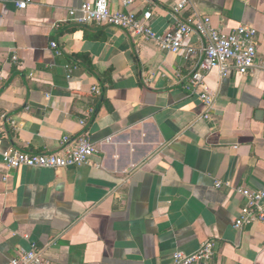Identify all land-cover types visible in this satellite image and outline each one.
<instances>
[{"label": "crops", "instance_id": "obj_1", "mask_svg": "<svg viewBox=\"0 0 264 264\" xmlns=\"http://www.w3.org/2000/svg\"><path fill=\"white\" fill-rule=\"evenodd\" d=\"M20 1L0 0V116L18 123L0 126V264L32 243L48 264H174L175 252L208 240L215 256L202 264H264V224L235 228L246 204L237 188L264 191V71L214 68L208 112L189 86L203 58L196 35L197 55L186 57L70 21L95 0H33L25 10ZM178 1L141 6L157 33L173 25ZM110 7L122 10L119 0ZM193 11L228 32L254 27L264 59V0H192L178 18ZM85 135L98 150L92 165L9 169L2 159L54 154L64 137Z\"/></svg>", "mask_w": 264, "mask_h": 264}, {"label": "built area", "instance_id": "obj_2", "mask_svg": "<svg viewBox=\"0 0 264 264\" xmlns=\"http://www.w3.org/2000/svg\"><path fill=\"white\" fill-rule=\"evenodd\" d=\"M155 1L174 2L176 0H119L122 10H112L111 0H95L84 3L79 8L70 10V21L84 25L98 24L117 27L130 32L135 39L156 42L163 51L175 54L183 53L186 57H195L197 49L188 44L192 35H196L202 46L203 58L197 70L190 76L189 86L194 90L199 100L210 110L214 109L215 98L210 93L206 77L214 69H220L224 76L235 71L241 75L253 74L256 69L264 71V59L258 58L256 47L257 30L249 25H240L232 31H225L213 26L211 18L197 11L190 13L185 20L178 18L180 14L192 7V0H179L171 5L174 23L165 32L157 33L152 27L153 12L143 10L141 6L154 4ZM33 0L17 2L19 9H27ZM140 11L142 13L140 14ZM1 25V17H0ZM51 47L57 55L61 52L56 42ZM16 59V58H15ZM94 92H99L96 87ZM205 118L210 119L209 113ZM10 123L17 127L18 123L7 115L0 116V126ZM98 154L89 135L78 139L66 136L61 142V148L54 154H29L17 150L2 152V159L9 169L21 167L40 169H70L82 165H92L93 158ZM217 187L221 186L217 182ZM237 193L246 199L236 222V229H243L254 224H264V191H252L237 188ZM44 250L37 244L29 248L20 247L11 264H48L44 261ZM215 256V243L204 242L200 249L192 254L182 251L173 254L174 264H202L210 262Z\"/></svg>", "mask_w": 264, "mask_h": 264}]
</instances>
